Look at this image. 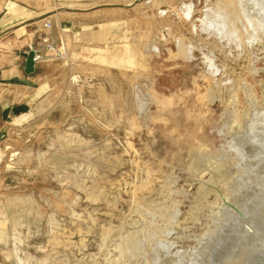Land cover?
Here are the masks:
<instances>
[{
	"label": "rangeland",
	"instance_id": "obj_1",
	"mask_svg": "<svg viewBox=\"0 0 264 264\" xmlns=\"http://www.w3.org/2000/svg\"><path fill=\"white\" fill-rule=\"evenodd\" d=\"M228 1L49 0L66 54L0 125V264H264V0Z\"/></svg>",
	"mask_w": 264,
	"mask_h": 264
},
{
	"label": "crops",
	"instance_id": "obj_2",
	"mask_svg": "<svg viewBox=\"0 0 264 264\" xmlns=\"http://www.w3.org/2000/svg\"><path fill=\"white\" fill-rule=\"evenodd\" d=\"M49 0H0V125L4 120L29 110L42 95L47 76V60H35V70L27 72L29 57L46 55L42 42ZM50 35L53 38V17Z\"/></svg>",
	"mask_w": 264,
	"mask_h": 264
},
{
	"label": "built area",
	"instance_id": "obj_3",
	"mask_svg": "<svg viewBox=\"0 0 264 264\" xmlns=\"http://www.w3.org/2000/svg\"><path fill=\"white\" fill-rule=\"evenodd\" d=\"M44 27L46 28V30H50L52 28V21L48 18H45V24ZM42 42L44 43V46L46 48V55L42 56V55H36L35 56V60H48L49 58L52 59H62L65 56V46L64 44L61 42L60 45H57L56 43H54L49 34L46 33L43 38H42Z\"/></svg>",
	"mask_w": 264,
	"mask_h": 264
},
{
	"label": "bare ground",
	"instance_id": "obj_4",
	"mask_svg": "<svg viewBox=\"0 0 264 264\" xmlns=\"http://www.w3.org/2000/svg\"><path fill=\"white\" fill-rule=\"evenodd\" d=\"M228 2H229L228 6L230 8V11L235 13V18H238V14L242 10L241 7H242L243 0H230ZM234 22H235V20H233V23ZM249 23L252 26V28H255L258 25L255 20H251V21H249ZM261 23H262V25H264V16H263V19L261 20ZM180 51L182 53H185V49H183V48H181ZM135 56H136V52L134 50H131L130 54H129V60H130L129 62L130 63L136 62ZM46 91H47V87L45 86L43 89V92H46ZM30 118H31V114H23L22 116L19 117L18 122L23 123V122L28 121Z\"/></svg>",
	"mask_w": 264,
	"mask_h": 264
},
{
	"label": "water",
	"instance_id": "obj_5",
	"mask_svg": "<svg viewBox=\"0 0 264 264\" xmlns=\"http://www.w3.org/2000/svg\"><path fill=\"white\" fill-rule=\"evenodd\" d=\"M35 70V58L34 56L29 57L27 61V72L32 73Z\"/></svg>",
	"mask_w": 264,
	"mask_h": 264
}]
</instances>
